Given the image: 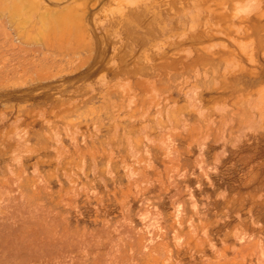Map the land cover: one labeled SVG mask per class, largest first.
<instances>
[{"label": "rangeland", "instance_id": "rangeland-1", "mask_svg": "<svg viewBox=\"0 0 264 264\" xmlns=\"http://www.w3.org/2000/svg\"><path fill=\"white\" fill-rule=\"evenodd\" d=\"M13 2L0 264H264V0Z\"/></svg>", "mask_w": 264, "mask_h": 264}, {"label": "bare ground", "instance_id": "bare-ground-1", "mask_svg": "<svg viewBox=\"0 0 264 264\" xmlns=\"http://www.w3.org/2000/svg\"><path fill=\"white\" fill-rule=\"evenodd\" d=\"M13 1H15V2H20V0H12V2ZM34 2H35V0H34ZM134 2V1H133ZM133 2H132V4H133ZM14 3V2H13ZM19 10V9H18ZM245 10V9H244ZM237 12H239V11H237ZM235 13V12H234ZM97 198V197H96ZM147 227H149V225H147ZM149 228H151V227H149ZM151 240H153V239H151ZM158 245H160V243H158ZM161 246V245H160ZM155 247V246H154ZM162 248H163V246H162ZM220 264V263H219Z\"/></svg>", "mask_w": 264, "mask_h": 264}]
</instances>
